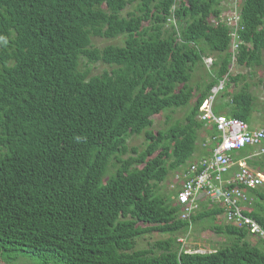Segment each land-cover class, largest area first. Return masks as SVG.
Here are the masks:
<instances>
[{
  "label": "trees",
  "instance_id": "16d2710c",
  "mask_svg": "<svg viewBox=\"0 0 264 264\" xmlns=\"http://www.w3.org/2000/svg\"><path fill=\"white\" fill-rule=\"evenodd\" d=\"M221 1L0 0V263L264 264V237L224 221L222 206L201 199L189 224L172 193L157 192L167 173L189 172L218 143L215 127L199 119L218 81L213 113L259 121L250 84L230 89L244 80L232 66L263 63L264 0L233 4L235 36ZM92 37L121 44L98 49ZM207 54V78L191 84ZM95 63L109 68L91 74ZM189 103L183 124L151 130L152 117ZM204 126L210 143L187 163ZM140 134L146 145L136 153L127 140ZM258 150L244 146L232 159ZM263 155L245 162L260 169ZM233 186L247 195L242 213L264 231V192ZM221 215L211 228L227 235L225 246L188 252L169 236ZM154 232L168 236L136 247Z\"/></svg>",
  "mask_w": 264,
  "mask_h": 264
},
{
  "label": "built area",
  "instance_id": "2783aa9c",
  "mask_svg": "<svg viewBox=\"0 0 264 264\" xmlns=\"http://www.w3.org/2000/svg\"><path fill=\"white\" fill-rule=\"evenodd\" d=\"M226 23L228 26H233L232 33L235 36L238 23L235 11ZM222 83L223 81H218L199 108V119L215 127L217 132L215 139L218 143L213 147L209 157L199 160L197 164L190 167L189 172L184 174L183 179L190 173L194 175L182 182L181 188L176 193L175 202L181 208L179 217L191 224V217L199 210V201L206 198L210 203L224 208L226 222L235 224L239 228H248L251 234L264 237V231L259 225L241 211V205L248 200L243 188L233 186L228 189L226 187L232 183L248 189L262 185L261 173L248 166L245 160L264 154L262 145L264 130L250 127L240 119L213 113V102L222 89ZM244 146H255L259 150L244 156L235 163L232 159L234 153ZM232 167H236L233 172H231Z\"/></svg>",
  "mask_w": 264,
  "mask_h": 264
},
{
  "label": "rangeland",
  "instance_id": "374dc122",
  "mask_svg": "<svg viewBox=\"0 0 264 264\" xmlns=\"http://www.w3.org/2000/svg\"><path fill=\"white\" fill-rule=\"evenodd\" d=\"M237 2V0H223L221 1L219 8L221 9L220 18L221 20L229 21V18L233 16V4ZM235 5V4H234ZM113 44V45H120V37H116L114 39H106L101 37H92L91 38V45L101 49L102 47ZM263 63L260 66H251L249 68L243 66H232L231 74H239L240 77L244 75V80L240 78L238 81V85L236 87H232L230 90L236 91L239 87L242 86L245 82L250 84L248 90L252 93L255 98L254 102V117H256L259 121L253 122L251 125L253 128L262 127L264 128V51L262 53ZM214 60V56L207 54L203 58L202 65L196 67L194 71L193 79L191 80V84L196 82L203 83L202 80L207 78V71L208 68L211 67V63ZM106 65L102 63H95L94 65H90L91 74H97L102 72L103 69H108ZM190 107V103L185 107H180L174 110H165L158 114L157 116L152 117V127L151 130L153 131H166L172 124L178 122L179 124L184 123V117L188 112ZM207 126L199 129L197 132V143H196V152L195 155L193 154L192 157L187 161H194L198 157L202 156L204 150L209 145L210 141L207 138H204V131ZM146 145V141L142 134L130 136L127 140L128 148L135 149L136 153L141 152ZM135 155L133 152H128L127 155ZM126 155L124 156V158ZM258 160H262V166L260 169H255L259 173H261L262 185L259 187L260 190L264 192V155L259 158ZM185 166L180 167L177 170H172L164 178V181L158 185L157 192L162 195L169 196L168 200L175 202V196L177 190H179L182 186L183 176L185 172H182ZM114 171L113 166H109L107 169V174L112 173ZM176 203V202H175ZM264 203V200L261 201ZM221 216H218L217 221L216 219L209 220V219H202L197 220L192 225L188 231L182 233L177 232L170 234L169 236L175 237L178 243L181 244V248L187 250L188 252H209L214 249L220 248L228 244L229 239L227 235L223 233H218L214 229H212V224H216L220 221ZM168 235L160 234L154 232L149 236L139 237L136 242L137 248H144L147 247L148 242L152 243L153 241L161 238H165ZM13 264H41L39 259L29 258L20 256Z\"/></svg>",
  "mask_w": 264,
  "mask_h": 264
},
{
  "label": "crops",
  "instance_id": "0c3cea01",
  "mask_svg": "<svg viewBox=\"0 0 264 264\" xmlns=\"http://www.w3.org/2000/svg\"><path fill=\"white\" fill-rule=\"evenodd\" d=\"M223 219H224V215H221V219H220V222H221V223H224V222H223ZM224 221H225V219H224Z\"/></svg>",
  "mask_w": 264,
  "mask_h": 264
}]
</instances>
